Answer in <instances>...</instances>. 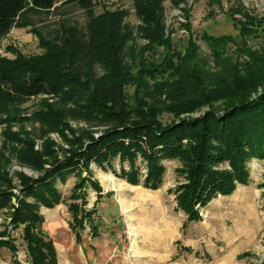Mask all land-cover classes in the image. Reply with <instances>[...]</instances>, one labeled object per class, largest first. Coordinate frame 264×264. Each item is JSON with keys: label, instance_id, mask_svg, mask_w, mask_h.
<instances>
[{"label": "rangeland", "instance_id": "obj_1", "mask_svg": "<svg viewBox=\"0 0 264 264\" xmlns=\"http://www.w3.org/2000/svg\"><path fill=\"white\" fill-rule=\"evenodd\" d=\"M135 2L95 0L93 14L126 10V28L135 29L139 24ZM164 5L166 43L152 45L135 31L127 48L125 99L134 115L139 109L152 108L164 122L173 120L169 105L179 95L190 97L186 76L191 73L209 88L232 74L247 76L257 69L264 73V39L241 34L247 21L244 13L264 18V0H187L178 7L164 0ZM72 11L67 16L55 12L35 16L36 28L51 36L62 20L84 25L86 13ZM34 27L13 28L0 42V55L43 53ZM207 36L233 40L214 50ZM262 89L264 85L258 90ZM225 101L205 104L190 116H199L211 106L222 108ZM110 126L111 122L87 111L80 102L63 98L38 96L5 106L0 110V190L11 194V204L17 205L28 177H40L43 167L65 161L84 149L91 136L98 137ZM138 163L145 176V163L142 159ZM113 165L101 167L92 161L86 168L79 164L77 171L58 179L59 202L52 208L41 205L44 222L37 231L54 239L60 264H264V159H251L248 182L201 207V220L192 222L177 205L176 189L185 181L180 160L164 161L166 172L157 190L128 183L118 175L119 160ZM82 181L86 188L77 190L81 193L77 202L82 203L85 194V209H97L93 221L99 225L100 236L92 237L87 223L85 229L77 228L83 237L80 245L69 227L73 224L69 206L75 186ZM92 181L103 187L104 197L98 202ZM28 200L35 202L33 197ZM12 212L10 206L0 211V231L10 230L17 252L0 249V264H13L14 259L29 264L24 228L11 227Z\"/></svg>", "mask_w": 264, "mask_h": 264}, {"label": "trees", "instance_id": "obj_2", "mask_svg": "<svg viewBox=\"0 0 264 264\" xmlns=\"http://www.w3.org/2000/svg\"><path fill=\"white\" fill-rule=\"evenodd\" d=\"M171 2L178 7L187 0ZM94 5L95 0H0V42L15 27L35 26L44 47L39 55H0V110L48 96L80 102L87 111L111 122L101 135L91 136L84 149L73 152L65 161L43 167L40 177H28L17 205L11 204V194L0 190V211L10 206L11 227L24 228L29 264H59L54 240L37 231L44 222L40 208H52L59 202L58 179L77 171L79 164L87 168L94 161L111 168L118 159L121 178L157 190L166 172L164 161L180 160L185 181L176 189L177 205L192 222L201 220V207L220 195L233 194L239 183L248 182L251 159H264V89L258 90L264 85L262 69L252 70L247 76L232 74L210 88L202 85L198 74L191 73L186 76L190 97L179 95L169 105L173 120L164 122L152 108L139 109L134 115L125 99L127 48L135 31L152 45L166 43L164 0H136L139 24L135 29L126 28V10L94 15ZM72 8L86 13L84 25L62 20L51 36L36 28L35 16L54 12L67 16ZM244 14L247 21L242 23L241 34L264 39V18ZM205 39L214 50L233 40L229 36ZM218 100H226L222 108L211 106L199 116H190ZM139 159L145 163V176ZM82 188H86L83 181L75 186L74 201L69 206L73 216L70 227L79 244L83 237L77 228L85 229L88 223L92 235L99 234V225L93 221L97 209H85V194L82 203L77 202L81 196L77 190ZM92 188L98 202L104 197L103 187L92 181ZM2 248L17 252L9 229L0 231ZM13 264L21 263L14 259Z\"/></svg>", "mask_w": 264, "mask_h": 264}, {"label": "crops", "instance_id": "obj_3", "mask_svg": "<svg viewBox=\"0 0 264 264\" xmlns=\"http://www.w3.org/2000/svg\"><path fill=\"white\" fill-rule=\"evenodd\" d=\"M69 227H70V224H69ZM92 235V234H91ZM98 236H100V232H99V234L97 235V236H93L92 235V237H98ZM51 237V236H50ZM75 237V242L77 243V244H79L78 242H77V240H76V235L74 236ZM52 238V237H51ZM53 239V238H52ZM70 237L68 236V235H66V237H65V240H66V242H70ZM54 240V239H53ZM54 243H55V241H54ZM82 244V243H81ZM80 244V245H81ZM55 246H56V243H55ZM56 249H57V247H56ZM59 251L57 250V253H58ZM58 259H59V254H58ZM60 264V263H59Z\"/></svg>", "mask_w": 264, "mask_h": 264}]
</instances>
